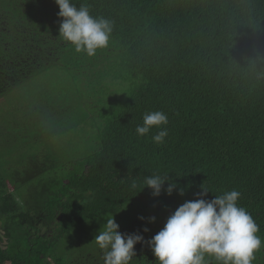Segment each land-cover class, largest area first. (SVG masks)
Masks as SVG:
<instances>
[{"label": "trees", "instance_id": "obj_1", "mask_svg": "<svg viewBox=\"0 0 264 264\" xmlns=\"http://www.w3.org/2000/svg\"><path fill=\"white\" fill-rule=\"evenodd\" d=\"M73 3L112 22L109 46L94 57L59 37L55 0H0V99L54 67L89 90L79 105L85 113L87 101L93 109L104 96L112 105L115 95L123 98L89 132L74 121L69 91L42 95L53 104L43 109V153L0 162V264H104L101 249L70 262L59 242L138 201L144 219L136 217L124 233L141 234L144 242L134 246L130 264H157L147 241L201 187L211 191L208 200L239 191L238 205L264 239V0ZM56 108L65 112L48 115ZM154 111L168 117L162 144L151 139L155 127L145 136L135 131ZM152 175L169 176L172 194L165 183L154 197L144 184ZM255 256L253 264H264V246Z\"/></svg>", "mask_w": 264, "mask_h": 264}, {"label": "clouds", "instance_id": "obj_2", "mask_svg": "<svg viewBox=\"0 0 264 264\" xmlns=\"http://www.w3.org/2000/svg\"><path fill=\"white\" fill-rule=\"evenodd\" d=\"M55 3L59 7L58 17L63 18L59 37L74 47L76 53L94 57L98 50L109 46L111 21L93 17L86 5L77 7L73 0H55ZM167 124L165 113L148 112L143 115V125H137L135 131L138 136H145L155 127L159 130L151 139L162 144L168 135L167 128L162 126ZM165 183H168L165 191L171 195L176 185L169 181V176L152 175L144 181L154 197L161 194ZM131 186L135 189L136 184ZM201 189L196 199L180 205L163 228L147 241L157 264H209V257L217 264H253L264 239L258 235L260 229L252 215L238 205L241 193L232 190L208 200L205 197L211 191ZM180 194L183 195L182 190ZM154 221L155 217H151L150 222ZM94 240L103 250L104 264H130L136 256L134 246L143 243L144 237L138 233H121L111 215Z\"/></svg>", "mask_w": 264, "mask_h": 264}, {"label": "rangeland", "instance_id": "obj_3", "mask_svg": "<svg viewBox=\"0 0 264 264\" xmlns=\"http://www.w3.org/2000/svg\"><path fill=\"white\" fill-rule=\"evenodd\" d=\"M67 75L66 70L63 68H50L44 73L27 80L0 99V162L6 161V159H14L15 161L16 158L27 160L28 157L32 156L31 153L37 150L43 153L44 145L48 139V136H45V130L42 129L43 117L47 115L46 113L44 115L43 109L53 104L43 102L42 95L49 93V89L56 88L71 93L70 97L73 105H70L69 108H74V121L81 123L86 131H91L94 119L100 124L102 123V118L106 120L112 117L115 112L113 109L120 105L123 97L119 98V96L115 95L116 99L113 98L116 103L112 105L111 96H104L100 102H96L93 109L88 105L94 103V101H87V105H84L85 113L80 110L79 105L81 100H85L84 95L89 90H84L85 85L83 86L84 88L79 87L77 84L74 86V83L69 81ZM125 91L121 93V96ZM57 96L55 95V98ZM46 111L48 115L65 112L62 108ZM1 128L5 129V132ZM142 203V201H138L131 205H126L117 213L88 221L79 227L69 230L65 239L59 242L60 248L69 251V256L67 257L70 262H74L77 259H85L88 255H97L100 248L94 238L99 230L103 228L106 219L112 215L119 225V231L124 233L131 227L136 217L145 215L147 210L143 208L144 204ZM0 237V247L5 248L6 240L1 227Z\"/></svg>", "mask_w": 264, "mask_h": 264}]
</instances>
